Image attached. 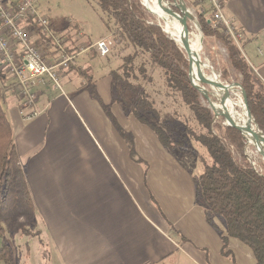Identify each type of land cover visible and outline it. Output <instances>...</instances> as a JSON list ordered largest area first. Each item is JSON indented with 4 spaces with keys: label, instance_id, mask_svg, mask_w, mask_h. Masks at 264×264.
<instances>
[{
    "label": "crops",
    "instance_id": "1",
    "mask_svg": "<svg viewBox=\"0 0 264 264\" xmlns=\"http://www.w3.org/2000/svg\"><path fill=\"white\" fill-rule=\"evenodd\" d=\"M222 1L224 18L243 34L240 43L244 60L264 84V0ZM188 4L211 15L204 2V9L195 0H188ZM86 40L93 43L90 38ZM82 56L69 66L67 76L77 74L76 68L88 69L84 71L92 75L103 104L109 106L118 125L131 135L136 155L149 168L145 186L143 169L130 160L126 143L99 105L86 92L74 94L93 129L92 133L83 124L93 158L83 170H65V175L75 180H67V208L72 210L66 211L67 219L61 220L57 215L64 203H53L52 238L58 243L56 251L59 260L61 256L64 259L62 264H254L251 251L234 239L228 241L231 258L223 256L220 235L196 203L193 172L176 162L178 155L167 152L148 127L112 103L113 69L98 70L95 59L89 60L94 57L93 52ZM8 96H3L6 104ZM39 104L38 100L40 115L28 121L20 118L17 108L5 111L18 161L27 167L28 178L36 156L46 152L39 137L51 130L55 114L60 113L56 106L51 111L48 105L39 109ZM73 117L77 125H82L75 114ZM148 192L163 217L149 201ZM178 236L183 239L179 241Z\"/></svg>",
    "mask_w": 264,
    "mask_h": 264
},
{
    "label": "trees",
    "instance_id": "2",
    "mask_svg": "<svg viewBox=\"0 0 264 264\" xmlns=\"http://www.w3.org/2000/svg\"><path fill=\"white\" fill-rule=\"evenodd\" d=\"M92 1L97 3L100 12L108 18L107 28L114 40L117 43L122 41L132 48V53L122 58V64L110 72L111 95L118 92L112 103L121 106L126 115L148 127L161 146L176 156L175 148L181 145L174 144L161 126L151 122L153 119L158 120V113L148 101L146 92L122 82V78H129L134 70L149 82L150 76L145 77L147 62L152 69L162 72L166 86L179 95L204 131L192 135L209 160L208 163L202 162V172L195 181L196 202L203 208L207 222L215 227L213 219H217L222 224L224 232L220 237L223 254L228 248V241L234 239L251 251L254 264H264L263 164L257 161L263 172L253 166L245 154V140L240 132L226 126L223 117H215L208 101L188 79L185 52L163 32L162 25L147 12L140 0ZM187 1L183 0L185 4ZM171 9L179 14L176 7ZM196 19L204 38L217 37L225 46L227 60L221 80L226 81V68L230 69L233 82L238 83L245 93L255 125L264 135V84L256 77L239 49L224 35L222 28L212 27L209 22L211 15L198 9ZM110 22L113 23L112 27ZM78 29V24L71 23L67 32ZM138 58L144 61L135 67L134 62ZM76 73L86 77L84 70L76 68ZM119 87H129L134 97L126 101ZM92 96L98 99L94 90ZM107 115L123 137L131 161L143 165L134 151L132 137L116 125L108 112ZM33 209L26 179L16 155L11 126L0 102V236H3L4 228L14 233H26L25 227L33 219ZM4 220L6 225L3 228L1 222ZM9 253L8 246L3 243L0 261L8 264Z\"/></svg>",
    "mask_w": 264,
    "mask_h": 264
},
{
    "label": "rangeland",
    "instance_id": "3",
    "mask_svg": "<svg viewBox=\"0 0 264 264\" xmlns=\"http://www.w3.org/2000/svg\"><path fill=\"white\" fill-rule=\"evenodd\" d=\"M164 1L167 8L175 7V0ZM199 4L204 9L203 2L200 1ZM185 7L191 17V19L188 20L189 30L200 36L201 50L199 52V56L201 61L209 64V69H205L204 74L208 77L215 75L217 79L224 84L230 85L235 83L233 82L232 72L230 69L227 70V68L226 72L228 77L226 81L221 80V74L224 72L227 60L226 48L222 41L217 37H214L213 39L204 38L196 19V10H194L190 4H185ZM36 8L39 14L47 18L49 21V27L54 32L66 31L71 23H74L81 27L85 36V41H87L86 38H90L93 42L102 37L111 38L113 41V47L111 49V53L107 57H98L95 51L90 50V53L93 52L94 57L89 60L91 61L95 59L94 63L98 70L104 68L116 70L122 64V58L132 53V48L126 46V44L122 41H118L117 43V40H114L113 36L110 35V31L107 28L109 23L108 18L100 12L97 3L92 0H36ZM155 19L159 22L157 18ZM112 24L113 23L110 22L111 27ZM239 46L241 51V43ZM79 57L82 58L83 56L81 55ZM141 61H144V59H136L134 66L137 67ZM145 68V77L150 76L151 78L149 82H147L137 70H134L130 74L129 78L126 79L123 77L122 82L131 86L133 89L138 90V88H140L146 92L148 101L151 102L152 107L158 113V120L153 119L151 122L161 126L174 144L181 145V147L175 148V152L178 155L176 159L179 160L176 162L183 167H185V164L187 168L193 172L192 180L194 187L196 188L195 181L202 172V162L204 161L208 163L209 160L207 158V154H205L204 150L196 143L192 135H198L204 131L196 123L191 111L182 103L179 95L166 86L162 72L158 69H152L148 62L145 64ZM84 70L87 71L88 69ZM67 74L68 72L66 71V73L59 76L57 81L60 87L59 89L55 84L49 83L47 86L43 87L42 90H40L42 93L37 99V104L38 100L40 102L39 109H41L44 105H48L50 106V110L53 111L55 109H52V107L56 106L57 108H60V113L55 114L54 125H52L51 130L49 131L48 129L47 134H41L39 137V139H41V145L44 144L43 149L46 148V152L39 153V155L36 156L35 162L31 168V177L28 178L27 176V167L24 165L21 166L25 179L27 178L28 192L34 208L33 219L27 223L25 227L26 233L11 232L4 228L6 225L5 220L1 222L4 232L3 236H0V248L3 243L8 246L10 251V261L8 264H62L61 259L64 261L62 256L59 260L56 251L59 249L58 243L57 241L53 242L52 238L53 203L57 201L64 203V208H59L57 210V215L61 218V220L67 219L66 211H72L67 208V180H75L72 179L73 177H67L65 175L67 173L65 170H83L91 164L90 162L93 158L90 142L86 138L83 131V124L86 123V127L92 133L93 129L89 126L86 116L77 103L74 94L86 92L89 99L99 105L111 123L112 121L109 119L107 112L115 120L114 116L110 112L109 106L103 104L101 98L99 97L93 78H91L92 75L87 73L86 77H80L75 73L69 74V76H67ZM86 78H89L90 80H87ZM206 88L211 93L209 95L210 99L207 100L209 105H211L210 103L212 102L214 103V108L215 106L222 107L220 110L215 109L218 112L229 116V118L234 122L231 115L223 109V105H220L219 102L215 103L216 99L213 96V91L210 87ZM118 89L123 90V96L126 98V101L129 102L130 99L134 97V93L129 87L125 89H121V87H119ZM93 90L98 99L92 96ZM236 90L238 91V97H234L232 94L228 93V98L230 97V99H233L235 102L239 101V99L242 101V90L237 87ZM115 93L116 95L114 93L111 95L112 100L116 99L118 95V92ZM4 99L5 98L2 96L0 91V102L4 111L7 112L11 108L18 107V101H16L15 98L8 96V104H6ZM237 110L240 111L239 108H237ZM73 114L79 118L82 125L76 124ZM115 123L118 125L116 120ZM112 125L115 132L123 139L115 128L116 126L113 123ZM215 133L218 134L217 132ZM249 147L250 150L255 153V148L252 146ZM38 148L40 149V146H38ZM246 155L248 160L259 171L263 172V169L258 165V162H262L248 156V154ZM109 159L111 158L109 157ZM111 163L113 167H116L112 159ZM144 163L145 162H143V165L138 163L136 164L140 165L143 169L144 184L146 186V172L149 166ZM55 174L56 176L53 177ZM56 177L59 179H55ZM56 188H58L60 192H58ZM148 194L149 201L163 217V213L161 212L157 202L149 192ZM198 206L201 207L200 205ZM54 212L55 211L53 210V213ZM165 222H167V220H165ZM213 223L215 227L210 223L209 225H211V227H213L219 235L222 234L224 232L222 224L217 219H213ZM174 231L177 230L174 229ZM178 237L179 238L177 239L179 241L183 239L182 236ZM221 253L223 254V249L221 250ZM223 256L228 259L231 258L228 248L224 250ZM0 264L6 263L4 261H0Z\"/></svg>",
    "mask_w": 264,
    "mask_h": 264
},
{
    "label": "built area",
    "instance_id": "4",
    "mask_svg": "<svg viewBox=\"0 0 264 264\" xmlns=\"http://www.w3.org/2000/svg\"><path fill=\"white\" fill-rule=\"evenodd\" d=\"M195 1L208 5L212 27L222 28L240 51L243 34L224 18L223 1ZM112 47L109 37L86 42L80 28L73 32L52 31L47 18L37 11L36 0H0V91L3 96L16 98L20 118L24 121L40 115L36 108L40 90L49 83L59 89V76L79 56L93 50L105 58Z\"/></svg>",
    "mask_w": 264,
    "mask_h": 264
},
{
    "label": "bare ground",
    "instance_id": "5",
    "mask_svg": "<svg viewBox=\"0 0 264 264\" xmlns=\"http://www.w3.org/2000/svg\"><path fill=\"white\" fill-rule=\"evenodd\" d=\"M142 1L143 4H145L147 7L150 8V10L155 11L159 14H163V9L166 8L165 6V1L164 0H140ZM167 30L169 31L170 35L177 41V43L180 42L182 39L184 30L180 22L176 19H170L167 21ZM189 43L191 45V49L194 52V60L192 63V71L190 73V76L192 80H196L197 78H202V77H208L207 75L204 74L205 69H209V64L207 62L201 61V58L199 56V52L201 50V42H200V36L198 34H194L193 32L190 31L189 36H188ZM211 78H215L217 81V77L211 76ZM199 91L209 97L211 94L209 90L206 87L200 86V85H195ZM210 89L213 91V96L216 99L215 103H218L220 105H223V109L226 110L225 112L229 113L234 120V122L229 118L224 113L218 112L216 109H222L220 106H213L214 103H210L211 107L214 111V113L217 116L224 115L228 121L233 122L237 124L243 131L246 140L248 142L249 146H252L255 148L258 153L261 155H264V141L257 133L255 128L253 127L252 123L248 120L246 111L244 109L242 101H234L233 99L228 98V93L232 94L234 97H238V91L236 90V87H228V88H223L219 85H214L211 86ZM210 99V97H209ZM237 108L240 109V111L237 110Z\"/></svg>",
    "mask_w": 264,
    "mask_h": 264
},
{
    "label": "water",
    "instance_id": "6",
    "mask_svg": "<svg viewBox=\"0 0 264 264\" xmlns=\"http://www.w3.org/2000/svg\"><path fill=\"white\" fill-rule=\"evenodd\" d=\"M142 3V2H141ZM143 7L147 10L148 13H150L151 15H153L155 18L158 19V23L161 22L162 24V28H163V32L165 34H167L171 40H173L176 44H178V46L185 52L186 56H187V61H188V66H187V75H188V79L191 83V85L206 99L208 100L209 98L205 95H203L199 89L195 86L196 84L197 85H200V86H203V87H211V86H216V85H219L223 88H228V87H237V88H240V85L238 83H232L230 85L228 84H224L220 81H217L215 78H211L210 77H202V78H197L195 81L192 80L191 76H190V73L192 71V63H193V60H194V52L193 50L191 49V45L189 43V40H188V36H189V33H190V30H189V27H188V20L191 19L190 17V14L189 12L187 11L186 7H185V4L183 2V0H175V7L179 10V14L174 12L171 8H165L163 9V14H159L155 11H152L150 10L149 7H147L145 4H143ZM170 19H176L180 22V24L182 25L183 27V30H184V33H183V36H182V39L180 40L179 43H177V41L170 35L169 31L167 30V21L170 20ZM242 90V89H241ZM242 103H243V106H244V109L246 111V114H247V117H248V120L252 123L253 127L255 128V130L257 131V133H259V135L261 136V138L263 139L264 141V135L259 132L257 126L255 125L251 115H250V112L248 110V106H247V101H246V96H245V93L243 92L242 90ZM210 108L212 109L211 105H209ZM213 111V109H212ZM214 113V111H213ZM215 114V113H214ZM221 117L224 118V124L226 126H229V127H232L236 130H238L240 132V134L242 135L243 139L245 140V148H244V151L246 154H248V156H251L255 159H258L260 160L263 165H264V155H261L259 154L258 152V149L257 151H255V153H253L251 150H250V147L248 146V142L246 140V137L242 131V129L235 123L233 122H230L228 121V119H226V117L224 115H220ZM215 117H218L216 114H215Z\"/></svg>",
    "mask_w": 264,
    "mask_h": 264
}]
</instances>
